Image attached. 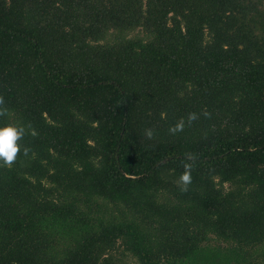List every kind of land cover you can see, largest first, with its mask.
Segmentation results:
<instances>
[{"label": "trees", "instance_id": "1", "mask_svg": "<svg viewBox=\"0 0 264 264\" xmlns=\"http://www.w3.org/2000/svg\"><path fill=\"white\" fill-rule=\"evenodd\" d=\"M9 125L0 264L264 260V0H0Z\"/></svg>", "mask_w": 264, "mask_h": 264}, {"label": "clouds", "instance_id": "2", "mask_svg": "<svg viewBox=\"0 0 264 264\" xmlns=\"http://www.w3.org/2000/svg\"><path fill=\"white\" fill-rule=\"evenodd\" d=\"M182 125H177V129ZM175 130V129H173ZM23 128H17L16 126H4L0 127V158L4 163H10L14 160L16 153L19 150V145L16 143L17 139L23 135ZM151 135V132L148 133ZM27 149H25V152ZM181 180L186 184L190 182V174L185 172Z\"/></svg>", "mask_w": 264, "mask_h": 264}, {"label": "rangeland", "instance_id": "3", "mask_svg": "<svg viewBox=\"0 0 264 264\" xmlns=\"http://www.w3.org/2000/svg\"><path fill=\"white\" fill-rule=\"evenodd\" d=\"M207 243H208V246H209L210 248L218 249V250H220L221 253H222L223 250H221L220 247L217 248L218 246H222V243L219 242V240H216V239L210 237V238L208 239ZM118 244H119V242H118ZM217 245H218V246H217ZM260 250H261V249H260ZM118 251H119V250L117 249V252H118ZM252 256H253V257H252ZM252 256L249 258V263H250V264H263V263H264V260H262V258H261V256H260V251L257 252V253H253ZM120 259H121V260H120L119 264H138V263L134 260V258H133L131 255H129V253H125V254H123V255L121 256Z\"/></svg>", "mask_w": 264, "mask_h": 264}]
</instances>
